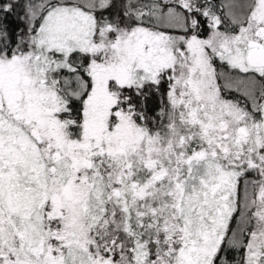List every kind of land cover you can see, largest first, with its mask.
Wrapping results in <instances>:
<instances>
[{
  "label": "snow or ice",
  "instance_id": "snow-or-ice-1",
  "mask_svg": "<svg viewBox=\"0 0 264 264\" xmlns=\"http://www.w3.org/2000/svg\"><path fill=\"white\" fill-rule=\"evenodd\" d=\"M0 264H264V0H0Z\"/></svg>",
  "mask_w": 264,
  "mask_h": 264
}]
</instances>
